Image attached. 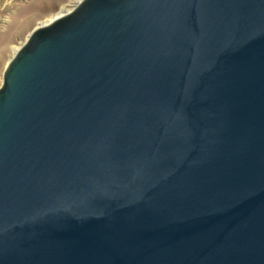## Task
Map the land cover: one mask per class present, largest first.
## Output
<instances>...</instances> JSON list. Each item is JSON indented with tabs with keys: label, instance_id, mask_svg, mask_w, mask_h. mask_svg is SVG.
<instances>
[{
	"label": "water",
	"instance_id": "obj_1",
	"mask_svg": "<svg viewBox=\"0 0 264 264\" xmlns=\"http://www.w3.org/2000/svg\"><path fill=\"white\" fill-rule=\"evenodd\" d=\"M0 264H264V0H81L0 85Z\"/></svg>",
	"mask_w": 264,
	"mask_h": 264
},
{
	"label": "rangeland",
	"instance_id": "obj_2",
	"mask_svg": "<svg viewBox=\"0 0 264 264\" xmlns=\"http://www.w3.org/2000/svg\"><path fill=\"white\" fill-rule=\"evenodd\" d=\"M76 0H0V85L12 47L20 46L40 22Z\"/></svg>",
	"mask_w": 264,
	"mask_h": 264
},
{
	"label": "bare ground",
	"instance_id": "obj_3",
	"mask_svg": "<svg viewBox=\"0 0 264 264\" xmlns=\"http://www.w3.org/2000/svg\"><path fill=\"white\" fill-rule=\"evenodd\" d=\"M80 1H81V0H76L74 6H75L76 4H78ZM74 6H73V7H74ZM73 7H72V8H73ZM72 8H69V9H63V10L57 12L56 14L51 15V16H50L49 18H47L46 20L40 22L36 28H38V27H42V26H45V25L50 24L51 22L55 21L56 19L60 18L61 16H63V15H65V14L69 13V12L72 10ZM36 28H35V29H36ZM30 33H31V32H30ZM30 33H29V34H30ZM27 37H28V36H27ZM26 39H27V38H26ZM26 39H25V40H26ZM21 45H22V44H21ZM21 45H20V46H21ZM20 46L12 47V56L10 57V59H11V58L13 57V55L18 51V49L20 48ZM10 59L8 60V62L10 61ZM8 62H7V63H8ZM7 63H6V65H7Z\"/></svg>",
	"mask_w": 264,
	"mask_h": 264
}]
</instances>
